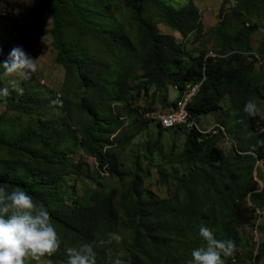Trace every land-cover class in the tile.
I'll use <instances>...</instances> for the list:
<instances>
[{"label":"trees","instance_id":"trees-1","mask_svg":"<svg viewBox=\"0 0 264 264\" xmlns=\"http://www.w3.org/2000/svg\"><path fill=\"white\" fill-rule=\"evenodd\" d=\"M116 1L42 0L20 17L27 24L51 16L52 27L33 35L37 41L52 37L55 61L65 70L59 98L36 93V73L22 80V95L9 89L10 95L0 98L5 108L0 113V187L8 192L21 188L43 204L61 240L56 253L40 260L66 264L67 247L106 239L116 231L123 241L111 245L113 254L123 250L126 264H187L192 250L205 243L199 236L203 225L217 239L234 241L236 250L222 257L224 264H264V245L257 253L249 251L251 240L246 243L243 233L248 225L264 233V225L254 223L264 211V174L263 184L256 176L264 160V133L256 117L243 110L248 100L264 106V40L258 47L253 42L261 27L253 16L257 8L264 10V2L258 7L256 0H239L232 10L222 8L212 29L216 55H211L205 49L187 50L158 26L157 17L183 38L194 33L197 41L203 27L193 0L180 6L124 0L130 3L126 22L116 15ZM8 51L0 46V62L8 59ZM3 73L0 66V88ZM195 86L198 91L188 104L192 127L165 129L146 117L158 104L173 109ZM171 87L178 92L173 102ZM226 97L231 101L227 120L212 131L200 129L203 116L223 109ZM145 98L149 103L140 104ZM56 99L60 114L49 116L47 109ZM74 112L80 127L74 125ZM9 116L31 121L15 131ZM154 121L156 138L147 134L145 155L135 154L132 172L126 171L123 153ZM180 129L187 133L186 142L165 151L163 133ZM229 143L231 150H226ZM72 144L96 161L95 173L71 160ZM154 168L169 187L168 197L145 186ZM72 176L96 186L78 197L68 183ZM106 177L117 179L122 190L102 184ZM95 251L97 264H108L106 246Z\"/></svg>","mask_w":264,"mask_h":264},{"label":"rangeland","instance_id":"rangeland-1","mask_svg":"<svg viewBox=\"0 0 264 264\" xmlns=\"http://www.w3.org/2000/svg\"><path fill=\"white\" fill-rule=\"evenodd\" d=\"M42 0H10L9 3L0 2V46H8L9 51L5 55L8 58L10 51L15 46H22L27 54L34 58H38L36 60L38 71L36 72V77L32 82V87L35 89L36 93L40 96H48L50 93L56 94L59 98L62 89L65 83V70L62 66L58 65L55 61L57 52L52 47V37L50 35L45 36L41 40L37 41L36 37H34L33 32L36 29H49L52 27V19L50 15L41 18H34L29 23L24 24L20 21L21 15L26 11L27 8L37 6L40 4ZM171 4L176 6H180L188 2L189 0H165ZM195 4L198 6L202 19V27L203 33L200 38L196 41V35L194 33L190 34L187 38H183L179 32L175 31L171 27L165 25V23L158 18V26L162 32L172 33L177 37L178 40L182 41L186 45V49L189 51H193L196 49L202 50L205 49L207 52H214V47L216 44V38L212 33V29L218 24L220 20V11L222 8L232 10L233 7L237 6L239 0H229L228 2H224V0H193ZM264 0H256L258 7ZM130 3L124 0H117L115 3V7H117V17L120 21L126 22L129 19V10L127 6ZM226 10V11H228ZM257 13L253 16L254 21L260 24V30L255 34L253 38V42L256 47L260 45V43L264 40V10L263 8H257ZM47 43H46V42ZM1 79L3 81L4 87H8L9 89H13V85L17 88H23L22 79L15 75H8L6 73L1 74ZM169 97L170 101H175L178 98V92L174 88H169ZM149 103V99L145 98L141 100L140 104L147 105ZM223 109H219L211 112L210 114L204 115L201 123L199 124L200 129L204 131H212L219 124L223 123L224 120H227L228 113L227 109H229L231 105V101L229 98H225L223 101ZM55 104L50 103V106L47 109L48 115L58 116L60 112L55 109ZM259 109V115L256 116L257 127L261 133H264V126L261 124L262 119H264V106L261 104H257ZM170 109H164L159 104L156 107V111L165 112ZM5 108L0 107V113L4 112ZM46 112V111H45ZM44 112V113H45ZM10 120V127L18 131L24 125L30 123L31 119L27 116L22 117V122L15 121L11 116L8 117ZM74 119H78V116L74 112ZM81 121L76 120L74 125L77 127L81 126ZM152 134L154 138L157 136V123L152 122L148 130L143 132L139 137H137L131 146L127 148L125 153H123V159L125 163V169L128 172H132L133 170V156L139 153L141 156L145 155V150L143 143L147 140V134ZM187 140V133L184 129H180L178 131L170 130L163 133L160 144L163 146L165 151H169L173 144L177 142L180 146ZM227 143V142H225ZM226 150H231V144L225 145ZM70 157L71 160L76 162H82L84 164V170L90 171L91 173H95L94 171L97 169V163L93 158L87 157L85 152L79 147V145L72 144L70 147ZM158 162V161H157ZM147 164L143 163L145 167ZM264 174V160L258 164L256 170L257 179L263 184V180L261 176ZM152 176L146 179L145 186L153 189L157 194L161 197L169 196V187L162 184L161 176L158 173V170L155 168L152 170ZM96 176V175H95ZM98 177V176H96ZM100 182L107 187L114 188L118 191L122 190L120 182L117 179L105 178L100 180ZM68 183L72 186H75L76 195L81 197L84 195L85 191L88 189L94 188L96 186V182L84 177H76L72 176L68 179ZM259 217L255 220L254 223L257 225H264V211H259ZM244 237L246 239V243L248 240H251L248 243L249 251H252L255 248L256 253L259 251L260 247L264 245V233L262 231H258L253 227V225H248L243 229ZM25 264H52L46 260H33L31 257L25 258ZM243 264H254L251 261H245Z\"/></svg>","mask_w":264,"mask_h":264},{"label":"clouds","instance_id":"clouds-1","mask_svg":"<svg viewBox=\"0 0 264 264\" xmlns=\"http://www.w3.org/2000/svg\"><path fill=\"white\" fill-rule=\"evenodd\" d=\"M37 59L27 54L22 46H15L8 59L0 62V66L6 74L26 81L38 71ZM13 90L19 95L24 92L23 88L15 85ZM9 95L8 87L0 88V98ZM52 103L57 104L60 101L56 99ZM243 110L252 117L259 115L258 106L253 100H248ZM199 236L205 243L192 250V258L187 264H224L222 257L232 256L236 250L234 241L217 239L206 226L200 227ZM122 241V235L112 231L107 233L106 239L83 243L78 248L67 247L66 264H97V246H106L108 264H126L124 251L113 254L111 247L113 244L120 245ZM60 246L59 234L43 204H37L21 188L8 192L0 187V264H25L26 257L39 261L45 255L56 253Z\"/></svg>","mask_w":264,"mask_h":264},{"label":"built area","instance_id":"built-area-1","mask_svg":"<svg viewBox=\"0 0 264 264\" xmlns=\"http://www.w3.org/2000/svg\"><path fill=\"white\" fill-rule=\"evenodd\" d=\"M210 54L216 55L213 51ZM198 88L199 86H195L188 93H186L173 109L165 112L155 111L148 113L146 117L155 119L165 129L175 128L178 126L192 127L194 124L190 121L188 104L197 93Z\"/></svg>","mask_w":264,"mask_h":264}]
</instances>
